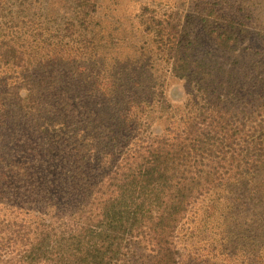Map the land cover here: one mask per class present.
<instances>
[{
	"label": "trees",
	"instance_id": "1",
	"mask_svg": "<svg viewBox=\"0 0 264 264\" xmlns=\"http://www.w3.org/2000/svg\"><path fill=\"white\" fill-rule=\"evenodd\" d=\"M121 5L0 0V264H264V0Z\"/></svg>",
	"mask_w": 264,
	"mask_h": 264
},
{
	"label": "rangeland",
	"instance_id": "2",
	"mask_svg": "<svg viewBox=\"0 0 264 264\" xmlns=\"http://www.w3.org/2000/svg\"><path fill=\"white\" fill-rule=\"evenodd\" d=\"M198 0H120L122 5L115 10V14L118 17L107 18L109 22H115L118 20V25L125 30L123 36L126 40L130 39V42H135L139 38L140 33V17L142 10L151 4H160L164 7H171L175 10H180L183 13H190V9H193ZM133 38V39H132ZM128 42V41H127ZM182 85L176 81H172L168 93L171 94V100L176 105H182L184 97L174 96V90H181Z\"/></svg>",
	"mask_w": 264,
	"mask_h": 264
}]
</instances>
